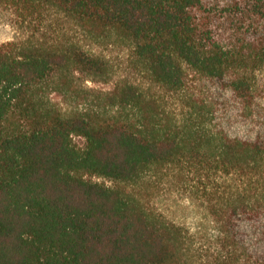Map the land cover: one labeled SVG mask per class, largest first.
Returning <instances> with one entry per match:
<instances>
[{
  "label": "trees",
  "instance_id": "16d2710c",
  "mask_svg": "<svg viewBox=\"0 0 264 264\" xmlns=\"http://www.w3.org/2000/svg\"><path fill=\"white\" fill-rule=\"evenodd\" d=\"M0 10L31 31L0 44V264H264V0ZM83 40L128 48L159 91L88 88L111 67ZM190 181L209 240L152 204Z\"/></svg>",
  "mask_w": 264,
  "mask_h": 264
},
{
  "label": "rangeland",
  "instance_id": "374dc122",
  "mask_svg": "<svg viewBox=\"0 0 264 264\" xmlns=\"http://www.w3.org/2000/svg\"><path fill=\"white\" fill-rule=\"evenodd\" d=\"M30 33L31 31L27 27H21L16 23L15 16L11 12L0 10V44L28 37ZM74 38L75 40H82L80 35H75ZM83 42L95 53L104 57L111 67L109 81L88 80L85 82L88 88L97 91H111L116 84L128 81L151 92L159 91L158 87L145 75L134 69L129 59L130 51L125 46L108 41L93 43L83 40ZM253 77L257 84L261 86V89L264 90V67L257 70ZM57 100L61 101V98H56ZM170 100H173V98ZM73 140L79 148H83L86 144V140L80 136H74ZM86 178L104 183L107 186L113 185L111 181L103 178L90 176H86ZM188 185L187 189L180 187L178 189L172 188L171 191L166 186H162L153 198L152 204L167 219L185 226L198 237L201 236L200 240H209L214 236L213 225L207 214L205 200L201 197L202 192L198 191V185L194 181H190Z\"/></svg>",
  "mask_w": 264,
  "mask_h": 264
}]
</instances>
